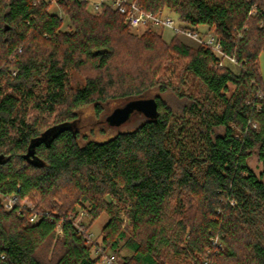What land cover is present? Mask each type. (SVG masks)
<instances>
[{
	"label": "trees",
	"instance_id": "trees-1",
	"mask_svg": "<svg viewBox=\"0 0 264 264\" xmlns=\"http://www.w3.org/2000/svg\"><path fill=\"white\" fill-rule=\"evenodd\" d=\"M135 1L213 29L238 70L180 34L132 31L117 9L56 0L61 18L48 0H0V264H97L75 221L87 204L92 221L109 213L101 249L119 264H264V0ZM147 97L156 118L81 142V109Z\"/></svg>",
	"mask_w": 264,
	"mask_h": 264
},
{
	"label": "rangeland",
	"instance_id": "rangeland-1",
	"mask_svg": "<svg viewBox=\"0 0 264 264\" xmlns=\"http://www.w3.org/2000/svg\"><path fill=\"white\" fill-rule=\"evenodd\" d=\"M50 11L53 13L59 14V16L61 18H65V14L63 13V11L60 9V7L55 2H53L52 6L50 8ZM169 14L173 17V19L176 21L177 24H181L175 14H173V13H169ZM148 27L149 26H143L142 25V26L137 27V28H131V30L140 34V33L144 32ZM63 28L69 29L68 21H65ZM202 28H204V29H201L202 32H205L208 34L214 33V30L210 29L208 26H203ZM154 29L157 32L162 33L163 38L166 41H170L175 35L173 30L170 28H164L161 26H154ZM179 37H181L185 41L189 42L190 44H193V45L198 44L197 41L191 39L190 37H187L186 35L180 34ZM229 63H230V66L232 68L238 70L239 67L236 64H233L230 61H229ZM224 64L227 65L228 62L226 61ZM260 67H261V72H262L263 80H264V53L261 54V56H260ZM230 87H231V90H230V92H228L229 95L234 90L235 86L230 85ZM159 94L163 99H166L172 105L175 106L177 104L176 97L170 92L161 93L157 89H153L151 96H156ZM126 102H127V100H125V99L110 100V101H108L102 105V110L100 113H98L96 111L94 104H91V105L86 106L83 109H81L80 113H79V120L76 124L77 129L81 132V135H82L81 142H85L86 140L106 141V140L114 137L119 132L131 130V129L135 128L137 125H139L144 119L141 115L140 116L134 115L130 120H128L127 122L123 123L120 126H112L107 122L106 118H107L108 114H110V112L114 108H116L118 106H123ZM52 119H54V118L52 117L51 120ZM222 130L223 129H221V131ZM249 165L256 173L260 172L261 165L258 161L257 156H253L249 160ZM38 200H39V197L34 194V197H28V198H25L24 200H22V204L24 206H28L30 208H33L34 204H36V202H39ZM86 206H87V208H89V204H87ZM86 209H84V208L79 209V213L76 216L75 221H76V223L83 224L82 226H84V228H85L84 232L86 234L88 242L95 244L91 250L92 256L98 257L101 254L100 249L102 246L101 243H102V239H103V229H104V226L110 220V215H109V213L103 211L99 215V217H97L94 221H92V219L87 215ZM122 213L124 214V211ZM122 216L124 217V224L128 225L129 220H128L127 216L126 215H122ZM57 235H60V236L62 235V231H61L60 226H58V228H57ZM123 243H124V241L121 242V244H123ZM105 252L109 253V254H113L111 250H108ZM128 254H129L128 249L123 247L121 249L119 257L121 259H123L124 256H126ZM97 264H103L102 257Z\"/></svg>",
	"mask_w": 264,
	"mask_h": 264
},
{
	"label": "built area",
	"instance_id": "built-area-1",
	"mask_svg": "<svg viewBox=\"0 0 264 264\" xmlns=\"http://www.w3.org/2000/svg\"><path fill=\"white\" fill-rule=\"evenodd\" d=\"M50 2H56V0H48ZM87 3L88 9L91 12L99 13L105 7L117 9L120 13L125 15V20L130 28H137L140 26H161L164 28H170L175 34H183L191 39L197 41L199 44H204L211 47L219 57L222 59L219 62L220 66L225 65L226 61L236 63V58L223 52L221 42L214 33L202 34L198 30L183 28L176 23L170 14H164L162 12L154 14L144 10L135 0H82ZM15 197L10 196L4 200V208L6 210H12L15 206ZM31 222L39 220L37 214H31L29 217ZM102 255L103 264H119L117 257L114 254L103 252L100 249ZM5 255H0V261Z\"/></svg>",
	"mask_w": 264,
	"mask_h": 264
},
{
	"label": "water",
	"instance_id": "water-1",
	"mask_svg": "<svg viewBox=\"0 0 264 264\" xmlns=\"http://www.w3.org/2000/svg\"><path fill=\"white\" fill-rule=\"evenodd\" d=\"M5 28L8 29V26ZM134 113H141L148 118H156L159 114L157 99L155 97L131 99L123 106L114 108L106 120L112 126H120L130 120Z\"/></svg>",
	"mask_w": 264,
	"mask_h": 264
}]
</instances>
